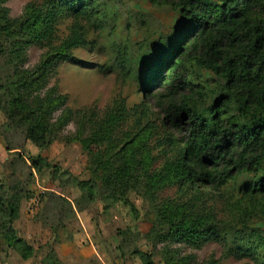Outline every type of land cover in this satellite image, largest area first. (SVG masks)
I'll list each match as a JSON object with an SVG mask.
<instances>
[{
  "label": "trees",
  "instance_id": "1",
  "mask_svg": "<svg viewBox=\"0 0 264 264\" xmlns=\"http://www.w3.org/2000/svg\"><path fill=\"white\" fill-rule=\"evenodd\" d=\"M108 1L30 0L13 17L7 0H0V110L7 125L36 144L53 142L73 122L75 131L66 138L85 152L89 175L80 179L41 155L28 157L31 167L52 169L61 188L82 185L81 199L74 200L77 211L97 200L106 209L121 203L135 211L125 185L133 176L134 191L165 225L157 240L164 264H189L193 258L178 256L173 244L198 249L210 241L221 244L227 256L250 261L244 264H264V230L223 221L204 198L210 190L232 185L239 194L230 202L234 212L245 223L264 218V0H149L181 17L170 41H159L152 54H143L153 55L139 73L151 103L144 94L132 106L117 98L103 111L74 110L52 80L60 64L75 59L72 50L87 45L91 28L108 25L114 13ZM63 19L71 24L59 36ZM32 46L43 51L29 66ZM130 54L126 47L115 54L121 73L131 71ZM202 69L215 74V85L193 79ZM101 144L106 150L96 151ZM171 187L193 195L162 196ZM2 192L0 184V206ZM18 207L12 198L6 206L10 219L17 217ZM119 233L123 246L131 231ZM0 235L23 257L33 254L5 221H0ZM132 253L142 264H155L148 251L134 248ZM207 264L218 263L211 257Z\"/></svg>",
  "mask_w": 264,
  "mask_h": 264
},
{
  "label": "rangeland",
  "instance_id": "2",
  "mask_svg": "<svg viewBox=\"0 0 264 264\" xmlns=\"http://www.w3.org/2000/svg\"><path fill=\"white\" fill-rule=\"evenodd\" d=\"M27 1L30 0H7L10 15L18 16ZM108 4L114 10L108 25L102 30L91 28L87 45L73 49L75 59L60 64L52 80L68 96V105L74 110L95 107L97 111H103L117 98L132 106L141 103L144 94L150 104V93L143 91L139 73L151 64L153 55L145 58L143 54H152L159 41H170V33L181 21L177 12L153 5L149 0H109ZM70 24V19H63L58 25V35H66ZM122 47H126L134 58L128 74L121 73L113 63L115 54ZM42 51L37 46L29 48V66L38 61ZM192 77L209 86L216 84V76L209 70L197 71ZM74 131L75 125L71 122L59 131V137L53 142L35 144L25 137L23 130L10 128L6 113L0 110V184L3 188L0 221L10 224L15 234L34 249L33 254L25 258L0 235V264H142L138 255L132 253L134 248L151 253L155 264H164L163 245L157 240H162L165 225L156 222L149 203L134 191L133 176L125 179V185L135 211L121 203L106 209L99 200L91 202L85 210L77 211L74 200L81 199L85 189L82 185L61 188L52 169L37 172L31 167L28 157L41 155L76 177L87 178L85 152L78 142L66 138ZM105 150L104 144L96 147V151ZM119 191L121 188H116L115 192ZM192 195L171 187L164 190L162 196L175 200L179 197L190 199ZM238 197L232 185L216 192L210 190L204 195L205 202L214 206L223 221L231 219V225L245 227L247 224L264 230V218L245 223L234 212L230 202ZM12 198L19 204L15 219H10L6 208ZM123 229L130 230L131 234L121 246L119 232ZM171 248L178 251V256L193 255L189 264H207L211 257L218 264L250 262L246 258L227 256L223 246L214 241L198 249L179 244H173Z\"/></svg>",
  "mask_w": 264,
  "mask_h": 264
}]
</instances>
